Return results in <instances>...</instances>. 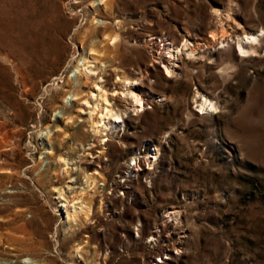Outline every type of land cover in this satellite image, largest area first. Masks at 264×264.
Returning <instances> with one entry per match:
<instances>
[{
  "label": "rangeland",
  "instance_id": "374dc122",
  "mask_svg": "<svg viewBox=\"0 0 264 264\" xmlns=\"http://www.w3.org/2000/svg\"><path fill=\"white\" fill-rule=\"evenodd\" d=\"M159 36L195 50L160 62ZM90 47L97 70L79 86L72 71ZM119 74L141 79L142 111L109 94ZM100 76L123 118L106 134L66 101L70 82L83 100ZM200 93L213 111L199 112ZM139 151L143 166L118 180ZM61 193L88 201V217L68 219ZM27 257L264 264V0H0V264Z\"/></svg>",
  "mask_w": 264,
  "mask_h": 264
},
{
  "label": "bare ground",
  "instance_id": "6f19581e",
  "mask_svg": "<svg viewBox=\"0 0 264 264\" xmlns=\"http://www.w3.org/2000/svg\"><path fill=\"white\" fill-rule=\"evenodd\" d=\"M100 1L102 2L103 0H100ZM101 22H104V21L102 20ZM226 34H227V31H226ZM104 37H107V36L105 35ZM211 37H212V41L215 42V44L218 43V46H223L226 43V38L228 36L225 35V30L223 28L218 33H213L211 35ZM238 37H240V36H238ZM117 38H118L117 36L112 37V39H113L112 42H114ZM162 38H163L162 40H164V36ZM106 39H108V38H106ZM244 39L247 42H252V41H254L256 39V35H254L253 33L252 34H247L246 33L245 36H244ZM238 41H239V39H238ZM107 42H108V40H107ZM165 42L168 45H166L167 49L165 50L166 53L164 54V57H163V55L161 54L160 51H159L160 54H158V56H159L158 58H159L160 62L164 61L163 59L165 58V56L172 57V60L173 59H178L182 49L190 48V50L192 51L195 48V47L192 46L193 44L190 41H188V39H185L183 41L182 46H181V44L178 45V44L172 43L171 41H163L161 43H165ZM106 45H107V43H106ZM108 46H109V44L107 45V47ZM239 46H240V48L243 49V46H241L240 44H239ZM92 54H94V55H92ZM100 54L101 53H97L96 50H94L93 48L90 47L89 53L88 52L86 54L84 53L83 56H81V58L78 60L77 64L75 65V69L72 71L75 74V76H76V80L79 79V77L81 75L85 77V80H87L88 78H90L96 72L97 69L95 68L96 67L95 64L98 61L97 59L100 57L99 56ZM167 54H169V55H167ZM89 57H91V59H89ZM92 61H94L95 63H93ZM105 64L106 63H101L100 65L105 66ZM166 70H167L168 75L172 74L173 66L166 65ZM117 79L120 80V82L116 81L118 83H113L114 84L113 86L110 84L112 86V89L110 90L109 94L114 95V96H116V94H119L120 96H123L127 100L128 107H127L126 111H131L134 114L137 113L138 111H142V109L145 108L144 100H143L141 94L139 93V90H136V87H135L136 84L140 83L141 79L138 78V77L130 78V77H126V76H123V75L120 76V74L117 75ZM103 80H104V78L100 76L97 81H94L92 83L93 84L92 88L95 91H93V89H90V91L88 93L89 94L88 97L84 98L83 100L81 99L82 101L80 100V98H81L80 93L81 92L75 90V89H77L76 84H78L80 86L82 83H80L78 80H77L76 84H74L75 82L74 83L70 82L71 86H72V89H73L71 92H73V93H71L70 96H67L68 99H66V101L75 100L81 105L78 108V110H76L77 112H80V113L88 112V114H89V118L88 119L91 122V127H92V130L95 132V134H98V132L106 134L105 133V129L108 128V127L110 128L111 126L119 128L120 127V122L123 121L121 109L118 110L119 108L117 109L116 108L117 106L115 107L112 104V102L110 101V99H109L110 97H108L107 88L105 87V84H103L104 82H102ZM199 95H200V97H199V104L198 105L200 107V111H199L200 113H203L205 111H213L215 109V107H217L216 104H215V100L214 101L212 100L213 98L211 99L210 97L204 96L201 93ZM65 105H67V103H65ZM83 106H85L88 110L86 111V109ZM63 109H58L56 111V115L63 117L64 113H65V112L63 113V111H62ZM208 109H210V110H208ZM123 112H125V109H124ZM69 116L70 115H68L66 117L68 118ZM44 134H46V135L48 134L47 137H50V132L48 133L47 131H42L40 133V137L43 136ZM51 151H52V149L50 147L47 150V152H51ZM86 153H88V155H89L90 152H86ZM95 155H92V153H90V156H95ZM97 156H98V154H97ZM80 161L81 160H79V162ZM89 173L90 174H98L99 170L96 167V168L93 169V171H91ZM98 175H100V174H98ZM90 183H92V182H90ZM90 187H91V185H90ZM86 188H88V187H86ZM91 189H93V188H91ZM83 191H85V190H83ZM61 192H63V191L61 190ZM88 192H89V190H88ZM88 192L86 194L90 193V192L89 193ZM82 194H84V193H82ZM80 197H82V196H80ZM85 197H86V195H85ZM85 197H84V199H85ZM60 198L62 199V201L64 200L62 202L61 206H65L67 208L66 211L68 213V217H67L68 219L76 220L79 215H85L86 218L88 217V213L91 210V205H90V203L88 201L87 202L89 204L86 201H83V199H81V198H74L73 195H72V197L70 195V197H69L70 199H68V198H66L64 196V194L62 195V193L60 195ZM75 199H77V200H75ZM88 220H89V218H88ZM78 250H79V248H78ZM163 253H166V251H163ZM26 259L28 260L27 262L36 264L34 259H32L31 257H27ZM153 263L157 264L156 262H153Z\"/></svg>",
  "mask_w": 264,
  "mask_h": 264
},
{
  "label": "built area",
  "instance_id": "2783aa9c",
  "mask_svg": "<svg viewBox=\"0 0 264 264\" xmlns=\"http://www.w3.org/2000/svg\"><path fill=\"white\" fill-rule=\"evenodd\" d=\"M160 38H161L160 36L157 37V39L160 41V44H162L161 42L166 41L165 38H164V40H160ZM158 154H159V149H156L155 146H151L150 149H149V154H148L149 157L146 158V161H147L148 163H149V162L153 163V160L156 159V156H157ZM141 159H142V156H141L140 151L137 152L136 154H134V156H132V158H130V159L127 161V163H126L127 170L124 171L123 174L118 175V176H119L118 180H120V181H124L126 177H131V176H133V174L136 172V170H138V169L136 168V166H137V165H140V164L143 166V164H142V162H141ZM147 162H145V163H147ZM154 163H155V161H154ZM148 169L151 170L152 168H148ZM150 170H147V169H146V171H150ZM150 172H151V171H150ZM150 172L148 173V175H145V174H144V176H143V179H147L148 183L150 182V179H151V173H150ZM159 255H161V254H159ZM157 260H159V259H157Z\"/></svg>",
  "mask_w": 264,
  "mask_h": 264
}]
</instances>
